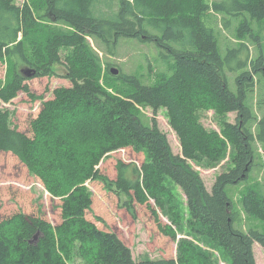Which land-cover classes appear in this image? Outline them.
Segmentation results:
<instances>
[{
  "label": "trees",
  "instance_id": "trees-1",
  "mask_svg": "<svg viewBox=\"0 0 264 264\" xmlns=\"http://www.w3.org/2000/svg\"><path fill=\"white\" fill-rule=\"evenodd\" d=\"M248 18L264 21V0H0V63L7 66L0 100L8 103L21 91L32 96L26 81L51 76L55 65L64 67L70 82L43 102L32 136L0 109V151L12 152L50 193L63 197L73 184L99 176L115 194L140 202L151 197L161 206V195L172 192L168 182L175 183L185 196L191 235L207 238L230 264H256L253 245L264 248V193L256 183L245 185L236 208L228 192L248 178L255 144L264 148V54L261 48L255 57L244 51L246 39L259 38ZM234 23L239 47L227 48L223 57L215 26L228 30ZM122 38L153 43L170 59L167 69L151 84L122 72L113 76L108 65L102 72L91 41L112 54ZM238 55L244 59L236 62L237 72L230 61ZM227 69L237 73L234 88ZM145 108L166 110L180 154L153 118H142ZM209 108L235 112V122L223 119L219 131L206 128L201 112ZM124 146L144 153L140 167L119 161L115 179L100 176L94 167L101 156ZM228 146L232 166L209 191L189 161L218 163ZM82 199L78 188L64 198L58 234L37 216L0 220V264H67L74 252L88 264H214L191 241L179 245L176 260L136 261L116 233L85 218L88 203ZM125 205L130 209V201ZM244 215L261 229L243 228Z\"/></svg>",
  "mask_w": 264,
  "mask_h": 264
},
{
  "label": "rangeland",
  "instance_id": "rangeland-1",
  "mask_svg": "<svg viewBox=\"0 0 264 264\" xmlns=\"http://www.w3.org/2000/svg\"><path fill=\"white\" fill-rule=\"evenodd\" d=\"M21 5L23 0H15ZM220 16H218V20ZM253 33L259 36L257 42L254 38L245 40L250 57H255L260 48L264 54V21L258 22L249 19ZM234 23L230 29H223L215 26L220 52L224 57L228 52L227 48H238L239 42L235 38ZM92 46L98 52L102 69L116 68L119 72L129 75H136L142 82L151 84L156 73L167 69L165 53L153 43H143L133 38H122L113 49V53L104 52L102 47L91 41ZM102 49V50H101ZM244 55L231 57L230 66L236 68V62L243 60ZM6 64L0 63V80L6 76ZM238 72V69H235ZM64 67L54 66V74L47 77H37L26 81L29 85L32 96L25 92L19 94L10 102L0 100V109L7 108L10 112V122L20 131L32 136V120H34L43 105V102L54 98V90L59 87H68L70 82L64 78ZM229 84L234 88L235 71L227 69ZM111 75L114 76L110 72ZM141 116L145 120L153 118L159 129L166 134L167 140L174 154H180V145L175 132L169 125L167 113L164 108L158 109L156 113L150 108L141 110ZM226 119L235 122L236 113L222 115L214 109L209 108L201 112L203 125L208 129L219 131L221 121ZM68 138V137H67ZM100 140V139H99ZM93 147V146H92ZM256 159L248 178L238 185H230L228 192L238 208V199L241 189L245 185L256 183L264 193V148L262 144H255ZM232 147L228 146L226 156L215 164L207 162L196 163L189 161L192 168L198 172L206 188L210 191L218 174L227 171L231 166ZM145 159L142 152H136L131 147L124 146L104 153L99 163L94 167L100 176L108 179H115L117 175V163H134L138 167ZM62 166V171L67 168ZM83 168L86 165L82 166ZM87 168V167H86ZM60 175V172H57ZM58 175V176H59ZM51 178V177H50ZM52 180V179H51ZM172 192L170 195H161L164 204L161 206L154 198L148 197L140 202L134 197L130 198L125 194H115L106 188L104 182L98 176L84 179L81 185L73 184L68 192L70 195L75 188L80 189L84 202L88 203L84 208V215L101 231H113L130 249L133 259L160 260L177 259L181 252L178 247L183 241H191L200 249L211 254L214 264H230V260L224 252L210 245L205 237L191 235L185 223L187 210L185 208V196L183 191L175 183H169ZM82 187V188H81ZM67 195V196H68ZM65 196V197H67ZM53 193L45 187L39 177L30 173L28 168L12 152L0 151V220L7 219L16 214L37 216L52 224L55 234L57 228L62 225L65 218L62 216L64 198ZM130 201V209L125 205ZM178 218V219H177ZM243 228L257 227L261 225L244 215ZM183 248L186 246L183 243ZM256 264H264V248L258 244L253 245ZM93 264H102L92 261ZM67 264H88L76 252L71 262ZM91 264V263H89Z\"/></svg>",
  "mask_w": 264,
  "mask_h": 264
},
{
  "label": "water",
  "instance_id": "water-1",
  "mask_svg": "<svg viewBox=\"0 0 264 264\" xmlns=\"http://www.w3.org/2000/svg\"><path fill=\"white\" fill-rule=\"evenodd\" d=\"M110 71H111V73L112 74H114V75H117L118 73H119V70L118 69H116V68H110ZM35 238L37 237V234L34 236Z\"/></svg>",
  "mask_w": 264,
  "mask_h": 264
},
{
  "label": "bare ground",
  "instance_id": "bare-ground-1",
  "mask_svg": "<svg viewBox=\"0 0 264 264\" xmlns=\"http://www.w3.org/2000/svg\"><path fill=\"white\" fill-rule=\"evenodd\" d=\"M235 184V183H234Z\"/></svg>",
  "mask_w": 264,
  "mask_h": 264
}]
</instances>
